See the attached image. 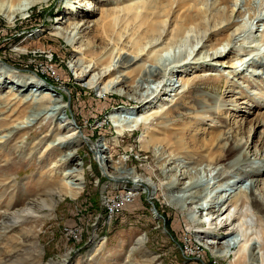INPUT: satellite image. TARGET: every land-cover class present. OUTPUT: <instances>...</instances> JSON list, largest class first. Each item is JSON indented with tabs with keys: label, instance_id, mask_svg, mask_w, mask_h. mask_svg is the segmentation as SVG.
<instances>
[{
	"label": "rangeland",
	"instance_id": "1",
	"mask_svg": "<svg viewBox=\"0 0 264 264\" xmlns=\"http://www.w3.org/2000/svg\"><path fill=\"white\" fill-rule=\"evenodd\" d=\"M74 1L42 0L30 12L19 14L15 22L9 21L0 14V65L7 63L18 69L17 77L10 75V78H5L6 86L0 84L5 86L1 87L0 96H7L6 98L16 104L22 102L23 104L17 108L18 113L23 111L28 113L29 109L25 106L24 96H17L21 91L19 87L23 88L24 92L36 91V86L30 83V78H36V74L40 72L50 73L49 76L47 74L50 84L70 103L69 117L78 123L80 129L82 128L83 135L92 138V143H83L81 139H74L77 145L74 156L78 162L83 163L78 169L84 176L82 194L76 199L68 196H63V199L57 197L58 204L53 211L48 207L37 210L40 216L38 219L36 217L37 222L34 224L30 221L31 219L25 220L27 209L31 206L37 209L39 204H42L41 201L51 198L52 191L60 185L61 176L51 177L49 170L59 159L58 149L57 147L52 149L51 154L46 157L47 160L38 156L35 158L21 156L15 153L12 146L16 143L20 144V141L27 136L28 145L35 144L45 135L52 120L26 129L17 135L13 133L14 129L11 127L14 117H10L8 106L4 104L1 107L0 129L3 132L7 130L8 135L12 131L13 143L1 152L4 155L3 158L0 157V196H3L7 205L12 189L9 186L6 187L5 183L15 179L19 186L15 188L13 203L23 209V212L15 216L22 221L20 226L15 227V230L9 233L10 235L7 234L4 240L0 241V264H48L50 261H61L65 256L68 257L67 264H246L235 262L234 253L228 258L213 257L206 243L211 239L207 237L214 235L219 242V245L218 243L215 245L220 247L225 241L224 234L229 232L231 227L221 226L210 229L209 220L212 217L206 216L208 212L202 215L195 211L196 205L180 210L175 200L182 195V186L170 189L166 184L205 179L209 167L195 155L215 145L216 142L211 141L213 137L221 136L224 131H227L226 133L229 131L233 134V144L244 138L247 146L243 151L227 153L222 166L217 169L224 166L231 169L233 173H231L230 182L242 179L246 187L249 186L251 178L242 177L240 171H244L248 163L258 162L256 149L260 150L258 158L264 157V151H262L264 150V104H259L262 102L259 97H262L261 86H264V80L258 76L262 68L248 67L238 77H234L235 85L230 89L237 90L239 93L226 92V78L219 74H228L231 64L241 66L242 62L239 58H248L251 53L254 55L258 53L254 45L260 43L264 34V0H197L192 6L195 5L198 11H208V17L204 20L206 24L209 23L211 16H216L218 11L233 12L230 26L226 27V24L219 22L221 26L219 25L218 28L225 26L226 31L205 43V39L196 36L193 29L189 33L191 40L180 47L164 52L162 58L157 61V65L150 68L152 72L161 71V76L153 79L149 75L146 78L147 81L141 78L136 83L131 79H125L126 82L123 81L113 92L106 94L101 93V89L109 82L108 77L99 82L98 86L88 84L90 80L97 78L94 77L97 71L90 73L88 71L77 78L74 65L79 56L75 51L81 45H84L83 48L88 45V54L90 53L91 58L99 59L103 56L108 61L113 59L116 51L110 59L109 54L114 48L107 40L98 36L95 25L101 18L102 10L116 8L118 1L76 0L81 1L78 4ZM145 1L134 0L135 3ZM30 2L31 0H26L25 6H29ZM80 10L82 13L87 11L89 15L82 18L81 13L77 14ZM198 11L191 13L195 15ZM254 16L262 17V23L258 22V19H250ZM70 24H77V30L69 38L68 35L74 27L69 29ZM67 28L68 38L64 39L58 33L66 32ZM130 34L131 32L126 31L121 43L126 44ZM231 34H235L233 40L224 41L218 51L227 54L230 49L232 50L227 57L220 60L218 65L212 66V63H216V61L210 62L209 55L215 52L212 45ZM73 35H76V39L72 45L69 39H72ZM194 57L201 62L209 63H201L193 70L188 68L180 71L173 77L169 75V70L166 71L168 66L176 65L182 58L183 61L190 63L193 62ZM133 58L134 56L129 53L123 59L126 62L131 60V63L126 64L132 65ZM115 63L114 66H117ZM206 71L212 74L203 75ZM186 76L195 80L190 89L184 88L182 83V77ZM114 77L120 78V74L117 73ZM232 77L233 75L230 76ZM176 88H179L180 92L185 90L181 98L175 99V103L166 102V97L174 98L170 95L175 94ZM162 89L163 92L159 94ZM222 94L224 101L221 99ZM256 101H258L257 105H254ZM162 102L166 103V107L171 108V118L162 119V114L157 116L152 121V128L166 127L173 121L172 133H169V137L176 145L171 151L163 148L165 150H161L163 160L158 163L152 151L141 147L145 139L141 138L145 132V126H141L135 133L121 136V133L114 129L115 126L110 122L109 117L118 110L129 113L130 111L138 112L158 106ZM219 110H221L220 113ZM99 119L100 124H104L103 131H98L95 126ZM210 125L216 126L209 127ZM52 138L53 136L44 137L42 140L48 142ZM121 138H124L121 140V147L129 142L132 143L123 147L122 150L121 147H114L120 144ZM180 140L183 142V147L178 144ZM104 142L108 147L105 152V157L108 159L105 166L100 163L93 151L94 146ZM129 147H135L138 151L141 149L140 156L134 151V156L127 159V165L122 162L123 158H120L122 163L118 166V154ZM244 152L249 155L247 161L244 158ZM187 153L191 155L189 158ZM162 164L165 166L163 170L160 166ZM72 167L73 162H61L57 171ZM119 168L122 172L135 169L141 178L154 180L155 187L148 189L147 185H140L138 192L141 196L139 195L138 206L129 207L121 215L109 221L107 209H102L108 208L104 197L111 198V194L116 195L118 191L132 190L134 187L133 180L106 187L107 182L112 181L108 175L117 177L116 170ZM255 179H258L260 184L253 189V193H258L264 187L262 184L264 172ZM192 211L197 213L192 215ZM190 216H195L196 221L190 220ZM197 231L201 234L198 235ZM21 234L22 237H20ZM143 236L147 239L145 253L138 251L129 257V250L135 241ZM103 241H106L107 248L99 251L94 260H89L91 252ZM189 247L197 251L194 256H190L193 253L187 251ZM187 252L190 255H187ZM196 255L202 259H196Z\"/></svg>",
	"mask_w": 264,
	"mask_h": 264
},
{
	"label": "bare ground",
	"instance_id": "2",
	"mask_svg": "<svg viewBox=\"0 0 264 264\" xmlns=\"http://www.w3.org/2000/svg\"><path fill=\"white\" fill-rule=\"evenodd\" d=\"M25 1L26 0H0V14L6 17L9 21L15 22L19 14L27 11L30 12L35 5H38L42 2V0H31L29 6H25ZM117 1L118 4L116 8L112 7L102 10L101 18L95 25L96 32L99 34L98 36H101L103 40H107L114 48L109 54L110 59L116 51L113 59L108 61L104 59L103 56L99 59L91 58V55H89L90 53L88 54V45H86L85 48H83L84 45H81L80 47H77L75 51L79 56L77 60L75 59L76 61L74 65L77 78H80L81 75L83 76V74H86L88 71V73L97 71L96 76H94L97 77L94 78V80H97H90L88 84L90 86H98L99 82L108 77L109 82L103 89H101V93L103 94L113 92L114 89L123 83L125 79H131L134 83H136V81L141 78L147 81L146 78L149 75H151L150 77L153 79L161 76V71L152 72L150 68L157 65V61L162 58V54L164 52L169 51L174 47H180L183 43L191 40L189 38V33L193 29L196 36H199L200 38L203 37L205 39V43L211 41L214 36L226 31L224 28L230 26V20L233 14V12L230 13L226 11H218L216 16H211L209 18V23L206 24V21L204 22V20L208 17V11H198L197 8H195V5L192 6V4L197 0H146L145 2L141 3H135L134 0ZM80 2L76 0L74 1L76 4ZM195 10L198 12L193 15L191 12H194ZM80 13L82 18H85L87 15H89L87 11L82 13L80 10L77 14L79 15ZM250 19H258V22L260 23L263 21L262 17L257 16H254ZM220 21L221 23L226 24V27L224 26V28H218ZM72 26L74 27L71 29ZM76 27L77 24H70L68 27L71 29L69 35L67 34L68 28L66 32H59L58 35L63 36L64 39L68 37L70 38L71 34L77 30ZM126 31L131 32V34L128 36V41L125 44L124 42L121 43V41L126 34ZM66 35H68V37ZM234 36L235 34L227 35L226 37L217 40L216 43L212 45V49L215 50V52L209 55L210 62L216 61V63H212V66L218 65L222 58L227 57L229 51L232 49H230L227 54H224L223 51L218 50L219 47L223 45L224 41L231 42ZM75 39L76 35L72 37V39H69V42L73 45ZM203 46L202 49L204 48ZM254 47H256V51H258L256 55L251 53L248 58H239L242 62L241 66H235V64H231L229 66L230 72H227L228 74H219L226 78V92L239 93L237 90L234 91L230 88L235 85L234 77H238L243 72V70L247 69L248 67L256 66V69L257 67L262 68V72L258 73V76L261 80H264V34L262 35L260 43L254 45ZM129 53L134 56L132 65L126 64L131 63V60H127L126 62L125 59H123ZM183 58L178 63H176V65L171 67L168 66L169 68L166 69V71L169 70V75L171 77H173L175 74H178L180 71L187 70L188 68L193 70L197 68L199 64L201 65V63H209L207 61L201 62L197 60V58L195 59V57L193 58V62L187 63L186 61H183ZM114 63L115 65L117 64V66H114ZM118 69H120V71H118ZM16 70L18 69L8 65L7 63L4 65L1 64L0 84L3 85L5 84L7 78L18 75ZM117 73L120 74V78L114 77ZM210 74L212 73L206 71L203 75L206 76ZM232 75L233 77L230 78ZM30 83L35 84L36 91L27 90L24 92L23 88L19 87L21 91L17 94V96H24V101H26L25 106L29 109L28 113H23L24 111L22 112L23 114L18 113L17 108L23 103H13L9 98H6L7 96H0V109L2 106H4V104L8 106L9 114H11L10 117H14L12 119L13 125L11 127L14 129L13 133L17 135L23 133L26 129L37 127L43 123H46V121L52 120V123L48 127L45 135L42 136L40 140L35 142V144L28 145L27 136L20 141V144L16 143L12 146L15 149V153L21 156L31 158L38 156L41 159L48 157L49 154H51L52 149L56 147L58 149L57 153H59V159L50 167L49 170L52 174L51 177L56 175L61 176L59 187L52 191L51 198L41 201L42 204H39L37 209H35L36 207L34 206H27L29 208L27 209V214L24 216L25 220L28 221L31 219L30 221L35 224L37 222L35 221L36 217L38 219L40 216V214H37V210H39L41 207H48L53 211L58 204L56 199L57 197L63 199V196H68L70 198L76 199L82 194V191L84 190V176L78 169L83 163L78 162L74 156V154L77 152V145L74 139H81L83 143H92V139L89 137V139L86 138L87 136L84 137L82 134L83 132L77 125L78 123L69 117V101L67 102L64 99V96L58 93L52 84L40 77L39 74H36V78L31 77ZM182 83L184 88L190 89V87L194 85L195 80H192L191 77L189 78L186 76L182 77ZM259 85L261 86L262 84ZM5 86L0 85V90L1 87ZM261 87V95L263 98L259 97V99L262 101L259 104H264V86ZM179 88L175 89L174 95H170L174 98L169 99L166 97L165 101L173 103L175 99H180L185 90L180 92ZM13 89L11 90L13 91ZM23 92L25 94H23ZM161 92H163V89L159 92V94ZM221 96L222 101H224L223 94ZM258 101H256L254 105H257ZM220 112L221 110H219V113ZM171 114V108L166 107V103L162 102L158 106L138 112L130 111L129 113L118 110L117 112L111 114L109 118L110 122L113 124V126H115L114 129L121 133V136L135 133L136 131H139L141 126H145V132L141 137L142 139H145L143 143H141V147L145 150L152 151L157 162L161 163L163 160L161 150L165 148V150L167 149V151H171L176 145L173 139L169 137V133L172 131L171 127L173 126V121L166 127L162 126L161 128L157 129L152 128V121L159 115L163 117L162 119L171 118ZM1 115L2 112H0V121ZM166 123H168V121H166ZM215 126L210 125L209 127ZM11 132L8 135L7 130L3 132L0 129V157L2 158L4 154L1 152L13 143L11 140ZM226 132L227 131H224L223 135L212 138L213 140L211 141H215V145H211L212 147L203 149L195 155L197 156V159H202V163L206 162L205 166L209 167L205 179H193L188 183L172 182L167 183L166 185L169 186L170 189L179 188L182 186V195H180L175 200L180 210H184L189 206L191 207L196 205L195 211L197 210L198 213H201L202 215L204 212H208L206 216H210V218L212 217V219L209 220L210 229H217L221 226L229 228L231 227L229 232L225 231V241L220 247L215 245L217 243L219 245V242L216 241L217 239L214 235L207 237V239H211L206 243L208 251L212 253L213 257L228 258L230 255H232V253H234V257L236 258L235 262L239 261L246 264H264V187L261 188L258 193H253V189L258 187L260 184L259 180L255 178L264 172V157L260 156L258 158V152L260 150L258 151V149H256V159L258 162H250L247 166L249 168L246 167L244 171H240L242 177L249 176L251 178L249 186L246 187V183H244L242 179L230 182L229 179L231 177V173H233L231 169H228L225 166L221 169L217 168L222 166V162L225 161L227 153L235 152L236 150H245L247 142L244 141L243 138L236 144H233V134H231L229 131L228 133ZM51 136H53V138L48 142L42 140L44 137ZM133 137H135V135ZM123 139H119L120 144L114 147H121V140ZM129 143L123 147H126ZM106 144L107 143L105 142L99 143L98 145L94 146L93 149L96 157H98V160L104 166L108 160L105 157L106 149H108ZM178 144L179 146H182L183 142L180 140ZM123 147H121V150ZM131 148L132 147H129V149L127 148L125 151H130ZM165 150L163 149V151ZM134 151L138 156H140L142 152L141 149L140 151L131 149V152H127L126 158H123L122 156L120 157L123 158L122 162L127 165V159L134 156ZM51 156H53V154ZM187 156V158H189L191 155L188 154ZM247 157L249 158V155L248 153H245L244 158L246 161ZM193 159L195 160V157ZM61 162H73V167L71 169H62L57 171ZM122 162L120 161V165ZM160 166L162 167L161 170L165 168L163 164ZM116 171L118 172L117 177L108 175V177L110 176L113 182H107L108 184L106 187H110L114 184L117 185L119 182L125 183L129 180H133L132 183L134 184V187L132 190L129 189L125 191H118L116 195L118 194L120 196H127V194H129L130 196H137L138 198H136L134 202V205L136 206H138V200L141 196V194L138 192V187L142 184L144 186L147 185L148 189L155 187L154 180L151 178H141L135 169H132L130 172H127L126 170L125 172H122L119 168ZM262 182L264 185V179ZM5 184L6 187L9 186L12 191H10V200L8 201L7 205H5L3 196H0V218H2V222H0V241H3L7 234L12 233L15 230V227L20 226L22 221H19L18 217L15 216L23 212V209L19 208L13 203L15 197L14 193L16 192L15 188L19 186L18 182L15 179H10ZM104 201L105 205L110 208L111 198L105 196ZM196 213L193 212L192 215ZM45 217L47 218L48 216L46 215ZM189 219L193 221V219L195 220V216H190ZM197 233L198 235L201 234L199 231H197ZM20 237H22V234ZM146 243L147 239L145 236L139 237L135 241L133 247H131L129 250L128 256L130 257L138 251H144L145 253ZM106 248V241L101 242V245L96 246L93 252H91L89 260H94L98 255L97 253L101 250L103 251ZM67 261L68 257L65 256L61 261H50L48 264H67Z\"/></svg>",
	"mask_w": 264,
	"mask_h": 264
},
{
	"label": "built area",
	"instance_id": "3",
	"mask_svg": "<svg viewBox=\"0 0 264 264\" xmlns=\"http://www.w3.org/2000/svg\"><path fill=\"white\" fill-rule=\"evenodd\" d=\"M40 74H41L42 77L45 78V80L49 79L47 77V74L49 76L50 73L40 72ZM95 126H97V130L98 131L105 130L104 129V124H100V119L98 120V123ZM87 137H89V136H87ZM131 149H135V147H132ZM131 149H130V151H120V153L118 154V157H117V165L118 166H120V157L122 156L123 158H126L127 152H131ZM136 198H138V197L137 196H130L129 194H127V196H120V195L111 194L110 208H102V209H107V218H109V221H110V220H113L114 218L118 217L119 215H121V213L124 212L125 209H128L129 207L133 206L135 204L134 202H135ZM189 248H188L187 251L192 252L193 254L190 255L187 252L188 253L187 255L194 256L195 252H197V251H195L191 247H189ZM195 258L196 259H202V258H199L198 255H196Z\"/></svg>",
	"mask_w": 264,
	"mask_h": 264
},
{
	"label": "trees",
	"instance_id": "4",
	"mask_svg": "<svg viewBox=\"0 0 264 264\" xmlns=\"http://www.w3.org/2000/svg\"><path fill=\"white\" fill-rule=\"evenodd\" d=\"M38 74H39V73H38ZM39 76L42 77L41 74H39ZM42 78H44V77H42ZM44 79H45V78H44ZM46 80H47L48 83H51V82L49 81V79H46ZM81 129H82V128H81ZM98 135H99V134H98ZM91 139H92V138H91ZM156 208H157V207H156ZM157 209H158V208H157ZM158 210L160 211V209H158ZM105 212H106V211H105ZM164 218H165V217H164Z\"/></svg>",
	"mask_w": 264,
	"mask_h": 264
}]
</instances>
